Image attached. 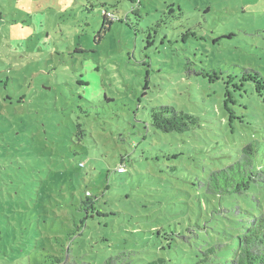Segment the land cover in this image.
Listing matches in <instances>:
<instances>
[{"label":"rangeland","instance_id":"obj_1","mask_svg":"<svg viewBox=\"0 0 264 264\" xmlns=\"http://www.w3.org/2000/svg\"><path fill=\"white\" fill-rule=\"evenodd\" d=\"M254 72L264 0H0V264H229L264 189L201 182L249 142L264 167ZM161 105L197 125L153 129Z\"/></svg>","mask_w":264,"mask_h":264},{"label":"trees","instance_id":"obj_2","mask_svg":"<svg viewBox=\"0 0 264 264\" xmlns=\"http://www.w3.org/2000/svg\"><path fill=\"white\" fill-rule=\"evenodd\" d=\"M129 1L133 2L135 5L140 3V0ZM115 19L116 18L111 11L102 10V28L111 25ZM243 72L247 74V72L250 71L245 69ZM206 73L207 72L205 71L199 72L202 76H205ZM255 75L257 76L258 74L255 73ZM248 77L249 78L247 79L242 76L241 79L244 81L251 80V76ZM255 79V82L258 84V86L255 87V90L257 94H260L259 88H264V79L262 77L260 78L259 75ZM225 109L229 110L227 105L225 106ZM197 122V117L176 110L171 105L154 106L150 109L151 127L164 133H184L197 125ZM256 155V145L250 142L246 143L241 147L238 157L232 163L219 169L209 170L206 178L201 182L204 192L221 199L223 196L245 195L252 185H258L260 188L264 189V167L256 166ZM90 208H92L91 205ZM236 211L241 213L239 209ZM242 228L243 231L241 233L233 236L235 247L231 259L227 262L229 264H264V213L258 216L246 214L243 219ZM205 254L214 255V246L206 249ZM49 258L51 264H90L85 261L69 262L61 256H49ZM208 258L209 256H207L206 259H201V262H206ZM163 263L164 259L162 257H157L144 264ZM98 264H131V262L129 254L121 252L116 255L106 256L102 262Z\"/></svg>","mask_w":264,"mask_h":264},{"label":"built area","instance_id":"obj_3","mask_svg":"<svg viewBox=\"0 0 264 264\" xmlns=\"http://www.w3.org/2000/svg\"><path fill=\"white\" fill-rule=\"evenodd\" d=\"M118 171H119V172H121V171H122V169H121V168H118Z\"/></svg>","mask_w":264,"mask_h":264}]
</instances>
